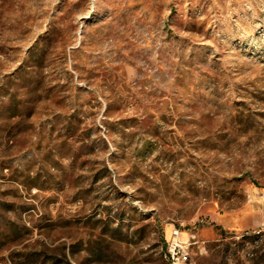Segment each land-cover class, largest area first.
<instances>
[{
  "label": "rangeland",
  "instance_id": "rangeland-1",
  "mask_svg": "<svg viewBox=\"0 0 264 264\" xmlns=\"http://www.w3.org/2000/svg\"><path fill=\"white\" fill-rule=\"evenodd\" d=\"M264 264V0H0V264Z\"/></svg>",
  "mask_w": 264,
  "mask_h": 264
},
{
  "label": "built area",
  "instance_id": "built-area-1",
  "mask_svg": "<svg viewBox=\"0 0 264 264\" xmlns=\"http://www.w3.org/2000/svg\"><path fill=\"white\" fill-rule=\"evenodd\" d=\"M189 240L184 241L181 239V229L175 228L172 231L171 239L168 242L166 251L164 253L165 260L168 264H188L189 251L187 243Z\"/></svg>",
  "mask_w": 264,
  "mask_h": 264
},
{
  "label": "bare ground",
  "instance_id": "bare-ground-1",
  "mask_svg": "<svg viewBox=\"0 0 264 264\" xmlns=\"http://www.w3.org/2000/svg\"><path fill=\"white\" fill-rule=\"evenodd\" d=\"M164 258H165V255H164Z\"/></svg>",
  "mask_w": 264,
  "mask_h": 264
}]
</instances>
